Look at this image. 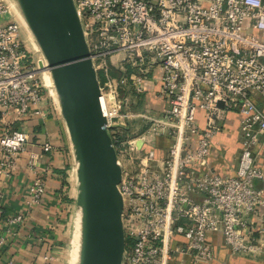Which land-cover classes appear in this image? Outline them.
<instances>
[{"label":"built area","instance_id":"2783aa9c","mask_svg":"<svg viewBox=\"0 0 264 264\" xmlns=\"http://www.w3.org/2000/svg\"><path fill=\"white\" fill-rule=\"evenodd\" d=\"M74 1L123 167V264H173L177 254L214 264V234L232 254L264 255V185H258L264 164L257 163L264 152V110L257 103L264 98V0ZM13 9L0 0V216L6 231L18 235L47 195L38 154L22 208L12 214L4 213V185L27 150L28 118L44 116L49 101L60 106L54 86L40 76L41 61L30 60ZM150 82L167 100L162 117L133 109L132 97L149 91ZM233 110L241 116L239 166L222 175L210 171L211 145ZM131 120L145 122L143 131L120 141ZM165 136L170 145H160ZM43 149L52 151V142ZM48 251L42 264L58 256Z\"/></svg>","mask_w":264,"mask_h":264},{"label":"water","instance_id":"95a60500","mask_svg":"<svg viewBox=\"0 0 264 264\" xmlns=\"http://www.w3.org/2000/svg\"><path fill=\"white\" fill-rule=\"evenodd\" d=\"M46 62L75 160L83 205L78 264H123V167L101 102L100 77L74 0H14ZM41 67L44 62H40ZM223 107L224 102H218Z\"/></svg>","mask_w":264,"mask_h":264},{"label":"crops","instance_id":"0c3cea01","mask_svg":"<svg viewBox=\"0 0 264 264\" xmlns=\"http://www.w3.org/2000/svg\"><path fill=\"white\" fill-rule=\"evenodd\" d=\"M150 86V90L146 93L135 94L133 109L135 112L147 116L162 117L168 106L167 100L158 96L155 83H151ZM257 103L264 110V98L257 99ZM43 110L44 116L28 118L27 126L30 139L26 145V152L19 159L18 167L4 185L6 193L3 202L4 213L12 214L22 208L23 195L35 177L29 165L33 153L39 156L41 175L47 181V195L42 205L32 211L26 223L20 228L18 235L9 234L6 231L0 216V238L5 239V244L0 245V264H39L42 261L41 256L45 252H49L47 247L51 243L53 246L51 252L58 254L52 264L57 263L59 256H61L62 262L65 261L61 255L63 248L57 246L59 245L57 241L59 237H62L63 230L67 234H71L72 223L70 221L71 225L66 230L67 226L64 223H67L69 219L61 211H65L69 206L67 203H63L59 193L61 189H65L64 177L60 171L67 172L69 184L67 186L69 188H66L68 190H71L72 186H77L75 160L60 109L53 101H49V103L44 104ZM197 118L203 124L205 120L204 111L199 110ZM129 122L131 124L126 129L131 130L130 133L139 134L143 131L145 122L141 120ZM240 123L241 116L237 111L233 110L225 114L222 131L212 141L209 158L210 171L222 175H234L236 173L241 154ZM160 140V145H170L172 142V138L166 136ZM46 141L52 142V151H44L43 145ZM257 163L264 164V152L260 153ZM258 185L264 184L259 182ZM71 209L68 208L69 211ZM74 210L76 211V207ZM211 239L216 248L214 264H264V255L257 257L232 254L225 246L221 235L214 234ZM55 242L56 246L54 245ZM172 263L195 264V260L191 255L177 254Z\"/></svg>","mask_w":264,"mask_h":264},{"label":"rangeland","instance_id":"374dc122","mask_svg":"<svg viewBox=\"0 0 264 264\" xmlns=\"http://www.w3.org/2000/svg\"><path fill=\"white\" fill-rule=\"evenodd\" d=\"M12 6L14 8L13 10H14V13H15L17 19L21 23L22 28L24 30V35H25V39H26V43L25 44H26V48H27V50L29 51V54H30V60L34 63L35 66L37 65V63L40 62V60H44V62H46V59H45L43 53L41 52V50H40V48H39L34 36L32 35V33H31L26 21L24 20L22 14L19 12V10L14 5H12ZM46 64H47V62H46ZM40 76L41 77H46V79L49 80L50 73L44 74V72H41ZM128 90H130L128 95H130V97L133 96L134 93H132L130 86H128ZM132 99H134V98L132 97ZM132 121H134V120H132ZM130 124L131 123L129 122L127 124V126H129ZM127 126L124 127L123 129H126ZM131 134L132 133H130V135ZM152 144H154V143H152ZM127 166L129 167V163L127 164ZM70 194H71L72 199L74 201L73 203H71V202L68 203V206H69L68 208H72L71 211H69L68 208H66L65 211H61V212L64 213L65 216L69 214V218L71 217V215L72 216L74 215L73 216L72 225L70 223V220L67 223H64L67 226L66 230H68L69 225L72 226V230H71V234L70 233L67 234L66 231L63 230L62 237H59V239L57 241V243L59 244L58 247H60L61 249L63 248L61 250L62 251L61 255H62L63 258H65V261L62 262L61 259H60L61 256H59V259L57 260L56 264H65V263L66 264H78V260H79V253H80L79 252L80 251L79 242H80L81 236H79V234L77 233V224H76L77 215H76V211L74 210L75 207L77 208V200H76V197H77V186H72L71 187ZM72 210H74V211H72ZM73 228H74V231H73ZM68 242H69L70 246L67 245ZM54 245L56 246V242L54 243ZM49 250H53L52 243L49 245ZM67 252H69V254H67ZM52 262L53 261H50L48 264H52ZM39 264H42V261H40Z\"/></svg>","mask_w":264,"mask_h":264},{"label":"trees","instance_id":"16d2710c","mask_svg":"<svg viewBox=\"0 0 264 264\" xmlns=\"http://www.w3.org/2000/svg\"><path fill=\"white\" fill-rule=\"evenodd\" d=\"M112 74L115 76V75H117L115 72H112ZM102 78H103V76H102ZM127 91V94H129V92H130V90H126ZM135 94V93H134ZM134 96V95H133ZM130 131L131 130H128V129H123L122 130V133L121 134H119L118 136H119V138H120V141H123V140H126L127 138H128V136L130 135ZM60 173H62L63 174V177H64V186H65V189H61L60 191H59V193L61 194V198H62V200H63V203H69V202H71V203H73L74 201H73V199L71 198V196H70V190H68V186L67 185H69L68 184V180H67V178H68V176H67V172L66 171H60ZM66 187H68V188H66ZM74 216V215H73ZM73 216L71 215V217L69 218V214L66 216L67 217V219H69L70 221H71V223L73 222ZM72 230V226L70 227V231ZM67 245H69L70 246V244H69V242H68V244ZM57 246H59V245H57ZM47 248H49V247H47ZM67 254H69V252H67ZM65 255V254H64Z\"/></svg>","mask_w":264,"mask_h":264},{"label":"bare ground","instance_id":"6f19581e","mask_svg":"<svg viewBox=\"0 0 264 264\" xmlns=\"http://www.w3.org/2000/svg\"><path fill=\"white\" fill-rule=\"evenodd\" d=\"M10 2H11V5H14L18 9V7L16 6L14 0H10ZM44 64H45L44 74L50 73L49 70H47V64H46V62H44ZM46 81H47L48 86H50V87L53 86V80H52L51 74L49 76V80L46 79ZM76 224H77V233L79 234V236H81L82 235V227H83V205L82 204L78 208V214H77ZM79 249L81 250V238H80V242H79ZM79 255H80V253H79Z\"/></svg>","mask_w":264,"mask_h":264}]
</instances>
